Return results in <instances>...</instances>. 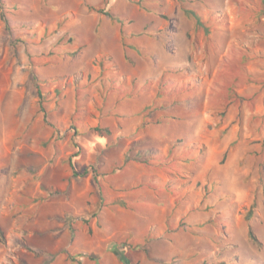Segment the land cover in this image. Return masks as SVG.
I'll use <instances>...</instances> for the list:
<instances>
[{"label": "rangeland", "instance_id": "374dc122", "mask_svg": "<svg viewBox=\"0 0 264 264\" xmlns=\"http://www.w3.org/2000/svg\"><path fill=\"white\" fill-rule=\"evenodd\" d=\"M119 253L264 264V0H0V264Z\"/></svg>", "mask_w": 264, "mask_h": 264}, {"label": "trees", "instance_id": "16d2710c", "mask_svg": "<svg viewBox=\"0 0 264 264\" xmlns=\"http://www.w3.org/2000/svg\"><path fill=\"white\" fill-rule=\"evenodd\" d=\"M88 9L93 11V12H96V13H98L100 15H105V16L110 17L109 13L104 11L103 9H97L96 7H88ZM185 12H186V14H189L191 16L189 18H193V20H195V22L198 25L200 24L199 18L193 12H191V11H185ZM96 170L97 169L95 168V166H92L89 169L83 170L81 175L82 176H86V175L91 173V178H92L93 182L95 183V185L97 186L98 185V181H97L98 173H97ZM97 187H98V190L100 192L99 186H97ZM101 200H102V198H101ZM248 236L254 243H258L253 231L251 230V228L248 229ZM119 260L123 264H130L128 259L124 255H122L121 253H119ZM95 264H98V262L96 260H95Z\"/></svg>", "mask_w": 264, "mask_h": 264}]
</instances>
